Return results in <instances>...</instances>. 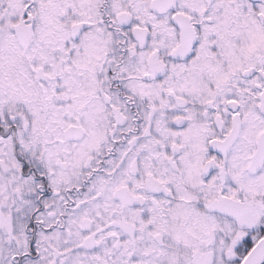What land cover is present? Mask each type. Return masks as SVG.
I'll use <instances>...</instances> for the list:
<instances>
[{"label":"snow or ice","instance_id":"6c2138e0","mask_svg":"<svg viewBox=\"0 0 264 264\" xmlns=\"http://www.w3.org/2000/svg\"><path fill=\"white\" fill-rule=\"evenodd\" d=\"M0 264H264V0H0Z\"/></svg>","mask_w":264,"mask_h":264}]
</instances>
